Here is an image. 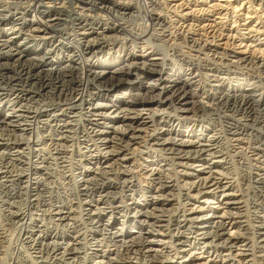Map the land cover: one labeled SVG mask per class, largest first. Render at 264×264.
<instances>
[{"label": "bare ground", "instance_id": "obj_1", "mask_svg": "<svg viewBox=\"0 0 264 264\" xmlns=\"http://www.w3.org/2000/svg\"><path fill=\"white\" fill-rule=\"evenodd\" d=\"M161 4L0 0V249L12 224L28 250L12 264H264V22L219 48L208 7L173 31Z\"/></svg>", "mask_w": 264, "mask_h": 264}, {"label": "rangeland", "instance_id": "obj_2", "mask_svg": "<svg viewBox=\"0 0 264 264\" xmlns=\"http://www.w3.org/2000/svg\"><path fill=\"white\" fill-rule=\"evenodd\" d=\"M11 1V0H10ZM162 4V10L163 12L168 15L169 19L171 20V27H172V30L173 31H177L178 30V26H179V23L182 21H180L179 23L177 22L180 17L178 16L179 13H183V17H187V23L189 24H192V26L194 27L196 24L200 23L202 24L203 22H205L206 20H201L200 19V22L198 21L197 22V19L200 17V12H197V9H199V7H204L207 8L206 9V15H204V18H206L209 14L210 15H213V17H217L215 18V22L219 25H221V32L224 34L222 36H220L218 39L220 40H217L215 41L214 44H218L220 47L219 48H223V47H226V41H227V36L228 35H225V34H229L230 33L234 34V29L237 28L238 31L240 33H243L245 36H252V35H255L256 33L254 31H250L249 27H253L255 28V25H257V19L259 18H256L257 16L260 15V19L261 21L264 22V11L262 10V8H260V6H257V5H254V8L256 9V12H251L252 10V6H249L250 3L247 2L246 3V0H159ZM135 0H132V3H134ZM221 4L223 5L224 7H220L218 8L217 6L214 7L212 5L214 4ZM181 5V6H179ZM179 6V7H177ZM212 6V7H211ZM234 7H235V10L236 11H232L234 10ZM244 7H249V18H247V20L245 22H243V20H238L236 23L232 22V20H235L237 15L240 16L241 13L244 12L245 9H243ZM237 8V9H236ZM253 8V9H254ZM173 9H177V14L173 12ZM254 9V10H255ZM167 10V11H166ZM98 12V11H97ZM211 12V13H210ZM91 13V14H90ZM87 12V14L89 15H94L96 14L95 12ZM187 13V14H186ZM215 13V14H214ZM220 13V14H218ZM100 14V13H98ZM176 14V15H175ZM230 15V16H229ZM224 16H228L229 18H225ZM254 16V17H253ZM212 17V16H211ZM203 19V18H202ZM212 19V18H211ZM255 22V23H254ZM178 23V24H177ZM5 27V26H3ZM197 26H195L196 28ZM8 28V26L5 27V29ZM176 29V30H175ZM250 31V32H249ZM264 31V29H263ZM10 32V31H8ZM23 33L25 34H31V32L29 31V29L27 28H24L23 29ZM189 35H193L192 33H190ZM239 35V34H237ZM10 36V35H9ZM226 36V37H225ZM23 37H26L25 35H22V37H19L16 39V41H21L23 40L24 38ZM262 37V36H261ZM233 40V39H232ZM231 39H228V42H231L232 41ZM235 43H238V39L235 40ZM245 43V42H243ZM247 43V42H246ZM249 43V42H248ZM141 43H137V45H135V50H138L139 49V46H140ZM254 44V43H253ZM252 44V45H253ZM29 45V44H27ZM243 45V44H242ZM26 46V45H24ZM35 46V45H33ZM134 46V45H133ZM229 48L228 49H232L233 47L232 46H228ZM262 48V51H264V46H261ZM234 50L236 51H240L242 50L243 48L241 47H234L233 48ZM258 55V54H257ZM153 56V55H152ZM102 56L101 55H97V57H94L93 60H102L101 59ZM246 122V121H245ZM208 123V122H207ZM216 128H219V127H216ZM232 144V142H230ZM235 142H233L234 144ZM254 146H259V147H262L264 146V143L263 144H259V143H254L253 144ZM247 150V149H246ZM248 155L251 156V158H258L259 156L258 155H252L250 152H248ZM139 157V158H138ZM138 158V159H137ZM263 158V157H262ZM260 158L258 161L255 160V159H252V163H256V165H259L260 167L264 168V160ZM135 159V162L138 164V163H142V160L140 158L139 155L135 156L134 157ZM138 161V162H137ZM140 161V162H139ZM256 169H254L255 171ZM256 172L258 173H262L263 176H264V171L263 170H256ZM59 173V174H58ZM140 173V172H139ZM54 175H52L51 177V181L52 182H55L56 184H61L62 182V177H61V173L59 171V169H56L54 170L53 172ZM56 174V175H55ZM140 175V174H139ZM138 175V176H139ZM60 176V177H57ZM54 177V178H53ZM56 178V180H55ZM138 178V177H137ZM140 178V176H139ZM54 179V180H53ZM58 179V180H57ZM61 179V180H60ZM60 180V181H59ZM139 181V180H138ZM139 184H141L142 187H145V184L146 182H144L143 180V177L140 178V181H139ZM66 186V190L68 192H72L74 191V185L71 186ZM73 187V188H72ZM69 188V189H68ZM239 192H237L238 194ZM55 202V200H52V202ZM75 201V199H74ZM53 202V203H54ZM73 202V201H72ZM1 204V203H0ZM78 210V209H77ZM3 211L1 209V206H0V223L1 224H4L5 223V220H4V215H3ZM14 226V227H13ZM3 230H5L7 233V238L9 239L10 238V241H5L3 244H2V248L0 250V264H8L9 262L11 263V261L14 259L15 255L17 254H21V255H24L26 254L28 251L27 248L22 245L20 243V240H18V227L16 225H4L2 227ZM12 238H11V236ZM17 238V239H16ZM10 243V244H9ZM21 244V245H20ZM5 246V247H4ZM9 246V247H8ZM11 246V247H10ZM22 246V247H21ZM24 246V248H23ZM8 248V249H7ZM19 251V252H18ZM25 251V252H24ZM17 252V253H16ZM21 252V253H20ZM23 252V253H22ZM6 253V254H5ZM17 257V256H16ZM22 262V261H21ZM12 264V263H11ZM21 264H24L23 262ZM26 264V263H25ZM29 264V263H27Z\"/></svg>", "mask_w": 264, "mask_h": 264}]
</instances>
